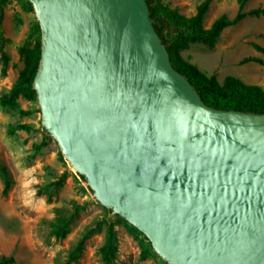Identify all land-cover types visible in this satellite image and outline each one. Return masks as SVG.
<instances>
[{
    "label": "water",
    "instance_id": "water-1",
    "mask_svg": "<svg viewBox=\"0 0 264 264\" xmlns=\"http://www.w3.org/2000/svg\"><path fill=\"white\" fill-rule=\"evenodd\" d=\"M45 129L169 264H264V113L208 106L146 0H29Z\"/></svg>",
    "mask_w": 264,
    "mask_h": 264
},
{
    "label": "rangeland",
    "instance_id": "rangeland-1",
    "mask_svg": "<svg viewBox=\"0 0 264 264\" xmlns=\"http://www.w3.org/2000/svg\"><path fill=\"white\" fill-rule=\"evenodd\" d=\"M161 1L190 16L202 0ZM256 7L264 8V0H249L244 10ZM237 10V0H212L203 25L209 27L221 14L233 17ZM36 20L35 12L24 7V0H8L4 6L2 30L9 39L5 49L10 59L3 72L0 57V163L7 167L10 182L5 187L0 173V254L12 255V264H100L104 225L85 240L83 251L75 261L68 263L67 254L80 235L94 227L107 212L115 218L113 210L98 201L87 181L64 157L56 139L51 135L44 137L38 101L20 96L15 107L1 103V96L10 89L24 66L18 46ZM253 44L264 47V14L246 16L226 27L212 47L192 44L181 54L207 74H215L221 82L227 75H234L264 88V64L240 62L245 57L264 60V53L257 51ZM20 124L29 125V129L18 128ZM65 172L62 185L53 194L55 189L51 183ZM71 200L84 204V208L74 218L66 237L57 239L49 234L54 208H68ZM115 230L118 251L113 264H166L157 253L141 259L139 241L123 222L118 221Z\"/></svg>",
    "mask_w": 264,
    "mask_h": 264
},
{
    "label": "trees",
    "instance_id": "trees-1",
    "mask_svg": "<svg viewBox=\"0 0 264 264\" xmlns=\"http://www.w3.org/2000/svg\"><path fill=\"white\" fill-rule=\"evenodd\" d=\"M7 1L0 0V57L3 64V72H5L10 59L5 49L9 39L4 36L2 30L4 6ZM146 1L153 26L166 47L172 65L188 79L208 106L222 110L264 113V88L262 86L246 83L234 75H227L221 82L215 74H207L181 54L182 50L192 44L214 46L226 27L239 23L246 16L264 14V8L256 7L246 11L244 6L249 0H237L238 10L233 17L221 14L214 19L209 27H204L203 21L212 0H202L196 7L195 13L190 16L180 13L177 8H172L161 0ZM24 7L29 11H34L33 5L29 0H24ZM253 46L257 51L264 53V47L258 44H253ZM18 53L24 60V66L10 89L1 96L2 104L13 107L16 106V100L20 96L28 100L38 101L34 78L41 58V28L37 20L30 26L24 42L18 46ZM248 61L264 64V60L257 57H245L240 62L245 63ZM18 128L28 130L29 125L20 124ZM42 133L44 137L50 136V133L44 127H42ZM0 173L4 178L5 187H8L10 182L9 171L1 163ZM66 175V172L63 173L51 183L55 189L53 194L57 193ZM80 176L83 180H86L85 176ZM83 208L84 204L80 205L75 200L69 202L68 208L63 206L55 207V215L49 222V234L57 239L65 238L74 218ZM118 221L123 222L126 228L138 239L141 247V259H145L153 253L156 254L150 240L143 232L121 216L116 215L113 218L107 212L101 220L96 221L94 227L86 229L80 235L76 244L68 251L67 262L75 261L83 251L85 240L95 230L104 225L105 240L99 248L100 264H113L118 251V239L115 230V225ZM13 262L14 257L12 255L0 254V264H12Z\"/></svg>",
    "mask_w": 264,
    "mask_h": 264
}]
</instances>
